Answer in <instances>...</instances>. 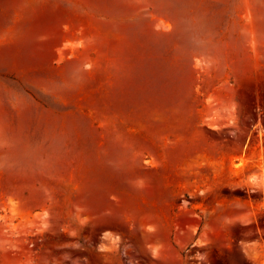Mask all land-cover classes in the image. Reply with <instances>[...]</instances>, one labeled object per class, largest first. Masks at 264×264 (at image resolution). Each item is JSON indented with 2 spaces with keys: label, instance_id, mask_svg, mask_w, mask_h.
Instances as JSON below:
<instances>
[{
  "label": "rangeland",
  "instance_id": "1",
  "mask_svg": "<svg viewBox=\"0 0 264 264\" xmlns=\"http://www.w3.org/2000/svg\"><path fill=\"white\" fill-rule=\"evenodd\" d=\"M264 0H0V264H264Z\"/></svg>",
  "mask_w": 264,
  "mask_h": 264
},
{
  "label": "trees",
  "instance_id": "2",
  "mask_svg": "<svg viewBox=\"0 0 264 264\" xmlns=\"http://www.w3.org/2000/svg\"><path fill=\"white\" fill-rule=\"evenodd\" d=\"M259 224H260L261 226H264V217L261 218V219H259Z\"/></svg>",
  "mask_w": 264,
  "mask_h": 264
}]
</instances>
